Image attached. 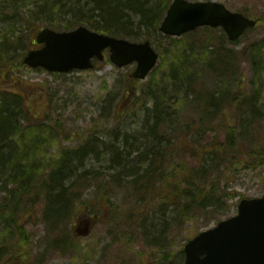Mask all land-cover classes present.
Returning <instances> with one entry per match:
<instances>
[{
	"label": "rangeland",
	"instance_id": "rangeland-1",
	"mask_svg": "<svg viewBox=\"0 0 264 264\" xmlns=\"http://www.w3.org/2000/svg\"><path fill=\"white\" fill-rule=\"evenodd\" d=\"M58 1H61L62 15L56 14L58 7L56 8L53 1V4H49L46 0H0V73H9V78L4 83L8 85L11 83L12 73L14 81L20 84L17 89L22 91L28 89V92L23 94L10 88L12 93L24 95L23 108L30 110V113L47 111L53 119H59L62 127L60 129L62 135L56 136L57 141L51 142L48 149L39 154L40 167L48 168L47 172H50L52 167L44 165L57 159L60 151L71 153L81 146H86V156H83L81 162L71 160L73 170L69 171L68 177L71 176V178L67 182L74 180L75 176L80 174H86L87 177L93 178L94 182H101L109 180L112 176L116 181L117 173L124 175L140 168L143 171L149 165V161L146 160L152 158L153 147L155 148L157 142L161 141L160 138L156 142L157 138L151 131L155 119L152 113L155 103L144 95V90L148 86L171 92L169 103L165 105V110L170 114V128L181 130L183 125L191 121L195 122L198 118L199 101L192 103L190 97L184 103L181 102L183 94L189 88L185 87L180 91L170 88L168 84L170 80L168 65L175 46L169 41L160 40L159 37L155 39L148 34L140 38V40L151 41L159 54V64L146 80L136 81L137 84L131 86L138 90L129 98L127 86L131 83L128 84V81L131 80L130 75L136 65L120 69L111 62H107V56L105 61L96 63L93 70L74 71L58 76L19 66L27 52L36 47L34 38L40 28L54 29V26L59 23V18L63 21L74 19L80 26L88 27L84 24L86 20L84 12H88L91 6L87 0H82L81 6L76 4L77 0ZM219 1L232 11L246 12L256 19L264 18V0ZM36 12H39L40 20H36ZM134 21V24L138 25L140 19L134 18ZM212 34L222 36L220 32ZM5 37L11 40H6ZM262 39H264V23L250 31L239 44H231L226 37L229 49L236 51L260 42ZM205 45L199 42L197 47L193 48L201 51L200 53H207ZM213 51L215 50H209L211 58L207 62L204 59L197 62L198 57H195L197 52L191 50L189 55L194 64L192 67H195L196 71L201 70L199 76L205 78L206 81H203L202 85L207 89L213 90L219 87L224 88V91L226 89L231 91V88L234 91V83L224 82L231 79V73L226 75L223 72L224 69L213 56L215 55ZM238 62L239 68L236 70L240 82H237L236 86L241 84V101L247 96L252 97L255 91H260L262 94L260 101L264 102V66L256 72L247 58ZM259 97L260 95H257L254 98L257 100ZM214 99L216 100V96L210 97L207 115L213 113L216 108ZM170 103L173 106L166 107ZM234 108L230 112L231 120L225 113L230 108H225L222 115L225 126L233 125L231 121L235 122L237 114ZM241 109L243 116L239 118L237 126L240 134L237 137L238 148L232 152L237 155V159L231 158V164H224L215 159L213 166L210 167L213 162L212 156L207 154L206 144L200 142L201 139L210 140L213 137L218 144H221L225 140L223 129L215 130V134L203 135L197 131L200 128L197 127L189 138L184 139L183 143V139L180 141L181 138H178L180 131L174 133V138L171 137L174 146H170L169 151L175 155L177 166V173L172 174L171 181L175 182V178L176 181L178 179L184 181L191 173L199 182L205 178L204 183L206 185L210 183L212 193L205 211L198 210L197 214L192 212L187 216V220L180 215V208L177 203H173V198L171 196L168 198L171 192L169 186L161 189L157 185L156 195L152 193L141 195L139 198L129 190L121 191L114 181L111 188L108 187L109 184L104 190H99V193H104L111 200V205L116 207L113 211L116 219L109 218L102 221L100 217L101 221L89 226L87 236H80L74 235L75 217L72 216L62 221L63 229L60 230L62 236L58 238L43 218L49 202H43V197L30 198L34 208L23 209L22 212L26 214L22 219L27 223V232L34 235V242L31 244L33 253L32 257L22 262L24 264H184L185 255L181 252L191 237L215 228L220 220L236 216L239 201L242 198H261L264 195V165L256 169L246 165L249 157L253 156L250 153L252 148L249 146V141L255 144L258 142L259 145L263 143L262 147H264V111L258 112L257 109L253 112L250 107ZM22 123L28 125L26 121ZM44 123L50 131H53V134H58L53 128L54 123L50 121H44ZM164 126L167 124L164 123ZM162 142L169 141L162 138ZM201 148L205 153L202 164L198 161V155L202 154ZM78 156L81 157V155ZM194 166H198L199 170H194ZM63 170L65 172V168ZM211 180L218 181L219 184L212 186ZM2 185H5V180L0 175V186ZM14 187L13 183H9L8 189H15ZM182 187L186 186L182 185ZM97 188L89 183L83 189L84 199L91 200L92 205L94 204L93 194ZM160 193H167V195L160 196ZM6 198L7 195L0 189V203ZM132 214L136 217H129ZM86 217L87 214L80 211L77 215V224L81 221L85 226ZM5 229L6 223L0 218V235L8 232ZM70 239L81 245L77 248L78 254L75 259L70 255L62 254L56 246L57 243L61 245L60 243L64 244ZM14 241H17V238ZM0 244L2 245V241ZM75 246L76 244L73 243V247ZM3 253L6 254L2 259L0 258V264H11L12 253L7 250Z\"/></svg>",
	"mask_w": 264,
	"mask_h": 264
},
{
	"label": "trees",
	"instance_id": "trees-1",
	"mask_svg": "<svg viewBox=\"0 0 264 264\" xmlns=\"http://www.w3.org/2000/svg\"><path fill=\"white\" fill-rule=\"evenodd\" d=\"M49 4L56 5V14L62 15L60 8H62L61 1L58 0H46ZM53 1V2H52ZM82 0H77V5L81 6ZM90 6L88 12H84L85 23L94 31L99 33L131 39L133 41H141L142 36L148 34L156 39L169 41L174 44L175 50L172 51V56L169 62V78L168 84L172 89L184 90L185 87L189 90L183 94V102L192 99V103L195 101L200 102V108L197 113V121L186 123L182 129L170 128V114L165 110V105L169 103L170 91L165 89H157L154 86L147 87L144 90V95L153 100L155 106L152 108V113L155 115L153 120L154 125L151 127V131L154 132L157 140L161 138V141L155 143V148L152 149V158L149 161V165L142 171H133L132 173H117V180L113 179V176L109 180L105 181H93V178L87 177L86 174H80L75 176L74 180L67 182L71 176L68 177L69 171H72L71 160L75 159L77 162H81L83 156H86V146H81L78 150L69 153L68 151H60V156L53 162L44 165L45 167H52L50 172H47L48 168L40 167L41 161L38 160L39 154L48 149L49 144L53 141H57L56 136H61L62 127L59 119H53L51 114L47 111H41L37 113H30V110L23 108L25 103L24 93L28 92L17 89L20 84H17L13 79L11 73L10 84L4 83L9 78V73H0V175L5 180V185L0 186V189L5 192L7 198L0 203V218L6 223V230L8 232L4 235H0V258L6 254L4 250L13 253L11 261L13 264H24L22 260H27L31 257V244L33 243V235L26 230V222L22 219L26 213H23V209H33V203L30 202V198L37 199V197H43V202H49V207L44 211V219L48 222L47 225L52 229L54 234H61L60 230L63 227L62 221L72 218H77L78 213L86 212L87 215L94 217L99 216V220L109 219L114 220L116 217L111 213V209L114 207H107L111 200L104 194L99 193V190H104L109 184L115 183L118 188L123 191L124 189L131 191L133 194L138 195H151L156 192L157 185L161 189L170 187V194L173 198V203L179 206L180 215L187 219L192 212L197 214V211H205L208 208L207 202L212 197L210 183L206 185L204 179L200 182L196 176L191 173L188 175V179L171 181L172 174L177 173V166L175 165V155H172L169 151L170 146H174L171 137L174 138V133L179 132L178 138H189L192 131L197 128L201 134H215L217 129H223L225 133V140L221 144L216 142V138L210 140L201 139L200 142L206 144V152L212 156L213 162L210 167L213 166L214 160L217 159L224 164H231V158L237 159V155L232 153L238 148L237 126L239 125V118L243 116L241 114V108H251L253 112L258 109V112L264 111V102L260 101L262 94L260 91H255L252 97L247 96L241 101L242 93L241 84L236 86L238 80L237 68H239V60L245 59L251 61L253 68L256 72H259L264 66V39L260 42H256L248 47L243 48L240 51L229 49L226 37L216 36L212 33L215 31L209 29H200L194 33L185 35L181 39H175L172 37H164L159 32V26L170 6L171 0H87ZM210 1V0H208ZM77 7V6H75ZM85 7V5H82ZM72 10V8H71ZM70 10V11H71ZM36 20H40L39 12L35 13ZM134 18L140 19L138 25L134 24ZM65 21V22H64ZM62 20L58 19L57 26L54 29L60 31L72 30L80 24L77 20ZM258 25L264 23V18L257 20ZM6 40L11 38L5 37ZM202 42L206 44L204 47L207 53H200L196 48L197 43ZM241 42L238 41L236 44ZM213 51L216 60L221 64L224 71L231 73V79L224 81L225 83H234V91H229L224 88L215 87L213 90L207 89L202 85L205 78L199 76L200 71L194 70L195 67L193 60L191 62L190 51H196L198 57L197 62H201L204 59L207 62L211 55L209 50ZM200 53V55H198ZM215 60V62H217ZM213 62V63H215ZM212 63V67H213ZM217 64V63H215ZM19 66L23 67V63L20 62ZM58 76V75H56ZM131 83V84H129ZM128 98L137 93V88L131 86L136 85L135 80L128 81ZM225 87L228 88L227 85ZM10 88L18 90L22 93H12ZM237 89V90H236ZM260 95L259 99L254 97ZM211 96H216L214 99L215 110L213 113L207 115L206 112L209 106V100ZM249 97V99H248ZM149 100V101H152ZM254 101V103H253ZM180 103V102H179ZM173 106L171 103L166 107ZM230 109L225 113L229 115L231 109L236 111L235 122L231 121V124L225 126L222 119L225 108ZM47 110V109H45ZM47 112V114H45ZM151 118V117H150ZM238 118V119H237ZM231 120V118H230ZM22 121L28 122V125H24ZM44 121L54 123V130L58 133L53 134L50 131ZM164 123L167 126H164ZM58 127V130H57ZM178 130V131H176ZM196 131V132H197ZM190 133V134H189ZM199 134V135H201ZM55 135V136H54ZM198 135V136H199ZM162 138H165L168 143L162 142ZM250 151L253 156H250L246 161L247 166L261 167L264 165V147L263 143L259 145L258 142L253 143L249 141ZM253 143V144H252ZM10 147V150H9ZM202 151V148H201ZM184 152V151H182ZM218 152V153H217ZM73 154V155H71ZM204 152L198 155V161L203 160ZM78 155H81L78 156ZM144 156V155H143ZM142 156V157H143ZM144 161V157H143ZM203 166V165H202ZM65 168V172L63 170ZM68 169V170H67ZM135 168H133L134 170ZM194 170H199L198 166H194ZM192 169V171H194ZM124 172V171H123ZM121 174V175H120ZM127 174V175H126ZM188 174V173H187ZM67 175V176H66ZM120 175V176H119ZM193 177L191 178V176ZM131 179V180H129ZM172 182V183H171ZM9 183L15 185V189H8ZM93 184L97 189L93 194V202L105 203L104 208L101 206H87L83 193V189L86 184ZM183 183V184H182ZM212 186H216L219 182L211 180ZM185 185L186 187H182ZM165 196L167 193H160V196ZM140 199V203H141ZM102 208V209H101ZM109 211L108 215H97V211ZM105 213V212H104ZM28 217V216H27ZM101 217V218H100ZM131 218H135V214L129 215ZM188 220V219H187ZM4 231V232H5ZM17 238V241H14ZM14 239V240H13ZM7 241V243L5 242ZM12 242V243H11ZM11 243V244H10ZM76 243V242H72ZM67 244V245H66ZM60 249L63 254L70 255L73 259L77 257L79 246H71L70 243H66ZM76 248V249H75Z\"/></svg>",
	"mask_w": 264,
	"mask_h": 264
},
{
	"label": "water",
	"instance_id": "water-1",
	"mask_svg": "<svg viewBox=\"0 0 264 264\" xmlns=\"http://www.w3.org/2000/svg\"><path fill=\"white\" fill-rule=\"evenodd\" d=\"M255 25V21L232 13L221 3L175 0L160 31L180 37L203 26H221L234 41ZM36 42L43 47L30 51L24 64L53 73L93 69L92 61H103V53L109 50L111 61L120 68L137 63L133 77L144 80L159 57L149 42L131 43L86 27L71 32L45 29L39 32ZM185 252L186 264H264V196L242 200L237 216L197 236Z\"/></svg>",
	"mask_w": 264,
	"mask_h": 264
}]
</instances>
